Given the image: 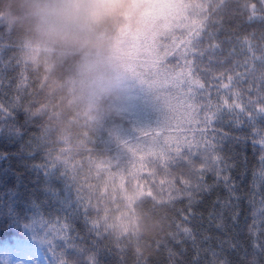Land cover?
<instances>
[{"label": "trees", "instance_id": "1", "mask_svg": "<svg viewBox=\"0 0 264 264\" xmlns=\"http://www.w3.org/2000/svg\"><path fill=\"white\" fill-rule=\"evenodd\" d=\"M207 2L140 0L136 8L122 15L86 22L98 42L96 46H54L36 35L26 0H0V245L19 240L39 250L48 264H89L93 247L102 250L104 264H172L173 260L176 264H192L195 259L200 264H211L213 259L216 264H249L253 258L256 264H264V254L257 247L264 244V225L249 230L252 213L259 204H250L247 196L238 209L225 210L222 231L216 230V222L208 231L213 203L228 195L222 184L202 203L192 205L188 222L177 211L183 209L189 215L187 200L148 211L152 209L149 200L145 211L160 227L142 229L139 242L125 239L117 244L115 237H110L95 245V233H88L97 216H107L110 223L126 227L129 232L138 227L134 210L120 191L122 181L125 190L130 189L131 172L141 183L155 179L158 184L165 178L163 173L152 177L147 170H140L141 157L145 161L152 158L148 149L156 141L175 148L178 143L184 146L185 137H191L178 90L172 87L171 80L182 71L179 53L188 32L182 25H191L202 17L192 10H172L171 6ZM249 16L253 19L249 20ZM261 16V0H240L221 22L234 40L247 38L256 55H260L264 50ZM248 46L244 45L245 51ZM223 130L228 131L227 126ZM252 133L251 128L229 133L249 137L238 146L237 166L230 172L236 182L243 180L245 193L251 187L253 173L260 169L262 155L259 144L253 148ZM38 143L43 145L40 149ZM30 152L36 153L31 159ZM227 154L231 156L233 152ZM57 156L56 164L68 178L57 173L48 183L66 200L74 201L76 189H80L83 205L89 206V223L86 226L81 215L60 232L65 225L63 213L59 224L53 213L49 227L55 229L54 247L62 245L55 248L53 256L39 231L29 225L34 206L48 199L45 178L34 165ZM117 158L120 167L116 166ZM207 182L212 184L214 175L208 176ZM237 212L239 226H233L231 216ZM185 227L211 236L212 240L199 252L191 240L177 245L172 234L179 233L177 239H182ZM220 241L226 243L221 245ZM170 250L176 253L174 257Z\"/></svg>", "mask_w": 264, "mask_h": 264}, {"label": "snow or ice", "instance_id": "2", "mask_svg": "<svg viewBox=\"0 0 264 264\" xmlns=\"http://www.w3.org/2000/svg\"><path fill=\"white\" fill-rule=\"evenodd\" d=\"M239 3L240 0H208L204 4L172 3V10L178 9L181 13L192 10L194 14L202 17L193 20L191 25H182L188 29L179 53L183 60L182 71L171 80L172 87L178 90L179 105L183 109V119L191 137H185L184 146L178 143L175 148L165 147L159 141L153 143L148 149V155L152 158L145 161L141 157L140 170H147L148 175L152 177L162 172L165 178L160 179L158 184L155 179H145L141 183L137 175L129 172L131 180L128 183L132 187L126 191L123 181L121 183L120 191L128 201L129 207L134 210L138 227L129 232L126 227L110 223L107 216H97L91 221V227L88 229L90 236L95 233V245L110 237H115L117 244L125 239L129 243L139 242L142 229H158L160 225L151 222V217L145 211L149 200L152 209L148 211H154L158 206L174 205L187 200L189 215H185L183 209L177 211L183 220L188 222L193 211L192 205L202 203L203 198L216 191L221 184L228 195L224 200L218 197L213 203L212 211L208 214V231L212 230L213 222H216V230L222 231L225 228V210L238 209L240 201L246 196L250 204H259L252 213L253 222L249 230L264 225V50L260 55H256L247 38L240 41L237 37L234 40L232 35L225 32L221 22L233 9L234 4ZM261 3H264V0H261ZM243 7H247L246 3ZM196 10H199L198 13ZM252 12L255 15V7ZM259 18L264 20V16ZM252 19L253 16H249V20ZM244 45H249L247 51L244 50ZM168 54L169 51L166 50L165 55ZM225 126L228 131L223 130ZM247 128L253 130L250 137L253 148L259 144L262 155L260 169L253 173L251 187L245 193L241 187L243 180L236 182L230 172L237 166L238 146L246 143L249 137L229 133L244 132ZM119 138L117 136V139ZM42 146L38 143L37 149ZM230 151L233 152L231 156L227 154ZM30 153L29 159L36 155L35 152ZM51 155L49 152L48 156ZM58 159L57 156L44 164L34 165L45 178L48 199L43 204L34 206L29 225L39 231L40 239L49 245L53 256L55 248L62 246L55 244L54 247L55 237H52V233L55 229L49 227L53 213L57 217L56 224L60 223L59 217L63 213L65 225L59 229L60 232L65 230L68 222L81 215L85 225L89 223V206L83 205L80 189H76L74 201L66 200L48 183V179L57 173L68 178L67 172H61L57 166ZM116 166L120 167L119 158ZM132 167L135 168L136 165L133 163ZM210 175H214L212 184L207 182ZM133 181L136 183L133 184ZM70 183L73 188L74 183ZM231 220L233 226H239V213L232 215ZM182 234V239H177L179 233L172 234V239L177 245L191 240L198 252L204 244L212 240L211 236L194 233L187 227L182 229ZM219 243L223 245L226 241ZM157 246L159 247V243ZM257 247L260 253L264 254V244ZM93 252L89 264H104L102 250L93 247ZM169 254L171 257L176 255L171 250ZM212 256L215 258L216 253L212 252ZM61 264L67 262L61 261ZM172 264H176L175 260ZM192 264H200L199 259L193 260ZM211 264H216L215 259ZM221 264L226 262L222 261ZM249 264H256L255 258L249 261Z\"/></svg>", "mask_w": 264, "mask_h": 264}, {"label": "clouds", "instance_id": "3", "mask_svg": "<svg viewBox=\"0 0 264 264\" xmlns=\"http://www.w3.org/2000/svg\"><path fill=\"white\" fill-rule=\"evenodd\" d=\"M138 4L140 0H26L25 7L36 35L49 44L96 46L86 22L122 15Z\"/></svg>", "mask_w": 264, "mask_h": 264}, {"label": "rangeland", "instance_id": "4", "mask_svg": "<svg viewBox=\"0 0 264 264\" xmlns=\"http://www.w3.org/2000/svg\"><path fill=\"white\" fill-rule=\"evenodd\" d=\"M25 262L26 264H47L40 252L19 241L4 243L0 246V264H25Z\"/></svg>", "mask_w": 264, "mask_h": 264}]
</instances>
